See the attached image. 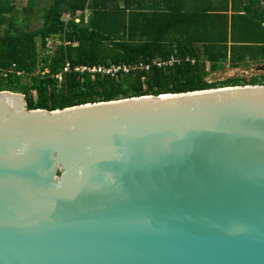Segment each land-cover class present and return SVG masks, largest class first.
<instances>
[{
    "label": "water",
    "instance_id": "obj_1",
    "mask_svg": "<svg viewBox=\"0 0 264 264\" xmlns=\"http://www.w3.org/2000/svg\"><path fill=\"white\" fill-rule=\"evenodd\" d=\"M27 105L0 89V264H264V83Z\"/></svg>",
    "mask_w": 264,
    "mask_h": 264
},
{
    "label": "trees",
    "instance_id": "obj_2",
    "mask_svg": "<svg viewBox=\"0 0 264 264\" xmlns=\"http://www.w3.org/2000/svg\"><path fill=\"white\" fill-rule=\"evenodd\" d=\"M146 1L0 0V89L25 93L29 108L56 109L141 94L258 83L252 82L254 77L209 82L210 70L223 68L228 58V35L186 31L198 23L192 13ZM53 37L60 42L51 53ZM173 55L183 61L118 77L75 70L82 64L151 62ZM67 62L70 70L60 80L55 75ZM24 77L32 79L30 85L22 82Z\"/></svg>",
    "mask_w": 264,
    "mask_h": 264
},
{
    "label": "crops",
    "instance_id": "obj_3",
    "mask_svg": "<svg viewBox=\"0 0 264 264\" xmlns=\"http://www.w3.org/2000/svg\"><path fill=\"white\" fill-rule=\"evenodd\" d=\"M146 3L166 8L172 5L182 12L192 13L199 20L186 31L200 33L209 30L228 35L229 53L222 69L236 72L239 71L236 68L263 64L264 0H158L157 3L148 0ZM253 74L252 77H263L264 70Z\"/></svg>",
    "mask_w": 264,
    "mask_h": 264
},
{
    "label": "built area",
    "instance_id": "obj_4",
    "mask_svg": "<svg viewBox=\"0 0 264 264\" xmlns=\"http://www.w3.org/2000/svg\"><path fill=\"white\" fill-rule=\"evenodd\" d=\"M189 59H192V58L190 56H187L186 60H189ZM182 61H183L182 57L173 55V56L168 57V58H155L151 62L138 61V62H132V63H112L110 65L82 64V65H77L75 67V70H80L82 72L87 71L90 73H101L104 75H111L113 77H118L120 74H129L132 72L149 70L153 65H156L158 67L168 68V67H172L176 64H179ZM192 61L194 62V59H192ZM263 64H264V62H263ZM256 69L259 70L258 67H256ZM69 70H70V64L67 62L66 65L64 66L62 72L57 73L55 76H57L61 80L63 78V72H66ZM236 70H241L242 72H249L245 67L243 69L236 68ZM2 72H3V66L0 63V74ZM208 81L213 82L211 79H209Z\"/></svg>",
    "mask_w": 264,
    "mask_h": 264
},
{
    "label": "rangeland",
    "instance_id": "obj_5",
    "mask_svg": "<svg viewBox=\"0 0 264 264\" xmlns=\"http://www.w3.org/2000/svg\"><path fill=\"white\" fill-rule=\"evenodd\" d=\"M23 3H20V5H22ZM33 21V20H32ZM31 28V26H30ZM60 42V39L58 38H51L50 42H49V51L48 52H53L54 49L56 48L57 44H59ZM40 44V42H39ZM207 68H209V64L207 66ZM245 68L249 71V72H242L241 70L239 71H232V70H228L227 68L225 69H217V70H212L209 72V74L206 76V79H211L213 82H222L223 80L229 78V77H241V78H251L254 74L253 73H257V69L255 66H245ZM262 71V70H260ZM31 81L32 79L30 77H24L22 79V82H26L27 84H31ZM239 82L241 83H244L245 80L241 79ZM252 82H258V83H261L263 82L264 83V76L261 77V76H255L253 79H252ZM34 94H36L35 91H33Z\"/></svg>",
    "mask_w": 264,
    "mask_h": 264
}]
</instances>
